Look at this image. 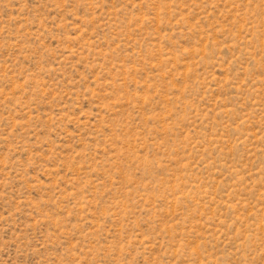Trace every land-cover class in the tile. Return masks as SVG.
I'll return each instance as SVG.
<instances>
[{"label":"rangeland","instance_id":"374dc122","mask_svg":"<svg viewBox=\"0 0 264 264\" xmlns=\"http://www.w3.org/2000/svg\"><path fill=\"white\" fill-rule=\"evenodd\" d=\"M0 264H264V0H0Z\"/></svg>","mask_w":264,"mask_h":264}]
</instances>
